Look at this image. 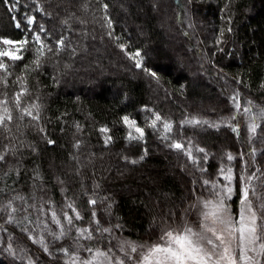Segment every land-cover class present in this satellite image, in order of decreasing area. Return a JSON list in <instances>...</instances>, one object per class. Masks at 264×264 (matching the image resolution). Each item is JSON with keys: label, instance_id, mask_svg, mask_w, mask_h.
Wrapping results in <instances>:
<instances>
[{"label": "trees", "instance_id": "16d2710c", "mask_svg": "<svg viewBox=\"0 0 264 264\" xmlns=\"http://www.w3.org/2000/svg\"><path fill=\"white\" fill-rule=\"evenodd\" d=\"M167 2L171 16L165 15V19L169 25L172 21V32L178 38L177 56L170 50L175 34H170V27L162 23L158 0H38L47 14L34 11L33 0H19L18 4L16 0H9V5H16L11 12L9 5L0 0V37L23 38L25 15H32L36 16L37 23L44 24L51 36L47 42L57 50L56 54L47 53L42 61V74L32 73L28 77L30 92L24 102H34L39 96V103L43 105L40 120L31 121L29 117L14 120L11 135L16 140L5 139L7 134L0 130V151L6 144L19 145L20 140L25 141L18 154L23 156L20 180L13 183V174L7 180L9 188L31 196L33 170L38 169L43 177L42 187L35 192L37 199H30V204L39 207L43 202L46 210L54 205L59 212L66 199L75 200L85 217L78 222L82 226H88L90 212L95 210L104 227L117 223L123 226L122 230L113 227L115 237L151 243L162 227H176L185 216L191 219L190 205L195 197L208 195L200 191L202 177L212 178L221 163H231L237 173L245 161L249 162L251 173L257 164L264 170V131L258 129L250 141L246 118L235 113L231 99L239 93L241 113L249 99L255 105L264 106L261 87L264 84V0ZM104 3L109 5L111 28L104 20ZM12 17L22 22L21 29L15 28ZM229 27L231 32L227 31ZM59 37L65 38L66 47L62 50L55 43ZM42 38L47 40L43 34ZM120 44L124 45L123 49ZM136 51L141 56L130 58ZM32 55L28 51L24 61L16 62L10 82ZM138 58H142L143 67L155 71L157 76L144 72L143 67L137 68L135 59ZM3 59L11 63L6 57ZM184 61L188 68H183ZM18 88V85L10 86L9 97ZM219 92L225 96L221 98ZM154 113L162 117L157 122L159 131L150 127ZM124 115L144 128L143 140L128 139ZM230 115H236L231 123L239 126L238 133L222 122ZM192 117L217 126L182 123ZM163 120L173 125L167 140L161 138ZM17 124L21 126L19 131ZM105 127L109 131L101 132ZM261 128L264 129V122ZM133 135L137 134L133 131ZM108 137L111 139L105 143ZM172 138L205 148L208 160L201 159L200 164L207 168V173L202 174L181 151L169 147ZM49 139L55 143L48 144ZM253 147L257 150L254 165L250 156ZM227 153L235 160L229 162ZM194 155L202 157L203 154L194 148ZM7 159L15 162L10 156ZM5 170L0 165V176ZM35 183L40 185L41 181ZM4 186L0 180V188ZM193 188L197 190L195 193ZM13 195L10 190L0 192V205ZM49 199L52 204L47 203ZM90 199H96L97 204H89ZM16 204L20 206L19 201ZM108 205H111L110 212ZM237 208L238 204L234 205V210ZM65 211L74 215L69 209ZM28 214L34 221L37 219L35 209L29 208ZM50 217L48 211L49 221ZM40 219L45 216L41 215ZM0 226L7 230L0 231V238L5 242L0 246V264H27L26 259L13 258L6 251L9 233L13 235V247L28 249V255L37 264H64L58 249L70 247V238L53 243L52 237L45 234L50 243V256L28 239L29 233L6 223L2 212ZM50 226L58 231L55 225ZM28 227L39 232L36 224ZM92 243L107 247V240L97 239ZM115 244L113 239L112 245Z\"/></svg>", "mask_w": 264, "mask_h": 264}, {"label": "snow or ice", "instance_id": "6c2138e0", "mask_svg": "<svg viewBox=\"0 0 264 264\" xmlns=\"http://www.w3.org/2000/svg\"><path fill=\"white\" fill-rule=\"evenodd\" d=\"M3 2L9 5V0H3ZM18 3L19 0H16V4ZM33 3L36 5L34 11L45 13V9L38 3V0H33ZM15 7L16 5H9V11L11 12ZM102 8L105 13L104 20L111 28L112 19L108 15L109 5L104 3ZM12 19L15 28L21 29L22 22L16 17H12ZM83 22L81 21V23ZM64 23L67 24L68 21L65 20ZM23 28L26 34L21 39L0 37V44L7 46L0 47V89H2L0 90V130L7 134L5 135L7 140L18 139L11 135V125L14 120L23 121L25 117H29L31 121L38 122L40 120L43 105L39 103V96L35 97L34 102H24L25 95L30 92L28 77L32 73L42 74V61L46 58L47 53H57L52 43L47 42L51 40V36L44 24L36 22V16L25 15ZM227 31L231 32L232 29L229 27ZM42 34L47 40L42 38ZM29 35H31V40ZM221 35H223V31H221ZM55 43L61 50L66 47L64 37L57 38ZM30 44L33 45L31 48L28 47ZM118 46L124 48L123 44ZM28 51L33 53L32 58L22 64L20 73L16 74L10 82V78L14 75L13 70L17 67L16 62L24 61L25 53ZM72 51L75 52L76 49L73 48ZM140 56L139 51L130 54V58ZM5 57L11 63L6 62L3 59ZM135 66L143 67L142 58L135 59ZM143 71L152 77L157 76V73L148 67H143ZM36 83L39 85L38 77ZM15 85H18L19 88L9 97L7 89ZM261 87L264 88V84ZM231 99L235 113L242 114L246 118L247 131L251 141L258 129L264 131L261 128V122H264V106L255 105L249 99L241 113L242 104L239 101V93L237 92ZM14 113H18V115L14 116ZM235 119L236 115H230L222 122L238 133L239 126H234L231 123ZM122 120L129 128L128 139H144L145 130L138 125L135 119L124 115ZM161 120L162 117L158 113H154L150 127L159 131L157 122ZM182 123L217 126L208 120H201L197 117H192ZM20 127V124L16 125L17 131L20 130ZM172 128V122L163 120L164 135L161 138L169 139L167 134L172 132ZM39 131L43 132L44 129L39 128ZM100 131L108 132L109 129L105 127ZM133 131L137 135L134 136ZM20 134L23 135L22 132ZM110 139L111 137L106 138L105 143ZM47 143L54 144L55 141L49 139ZM24 145L25 141L20 140L19 145L6 144L4 150L0 151V165L6 168L3 175L0 176V180H3L5 185L4 188H0V192L10 190L15 193L5 204L0 205V212L5 214L6 223L15 225L20 228L21 232L29 233L28 239L34 244H39L43 252L50 256L52 255L50 243L46 240L45 234L52 237L53 243L70 238L72 241L70 247L62 246L58 249L63 255L64 264H264V170L257 166L256 171L250 173L248 161L244 162V167L240 169L239 173L234 170L231 163L228 165L221 163L212 178L202 177L200 191L207 192L208 195H197L194 203L190 205V209L198 210L195 223H190L185 216L176 227H162L153 242L148 243L132 241L122 236L115 237L113 227L122 230L123 226L117 223L113 227H104L97 219L95 210L90 212L87 220L88 226H82L78 222L84 221L85 217L78 209L75 200L67 201L66 199L59 212L54 205L46 210L43 202L39 207L36 204H30V199H37L35 192L38 187H42L43 177L38 169L33 170L31 177L34 181L31 196H25L15 188H9L7 180L12 178L13 174H15L13 183H18L20 180L23 156L18 154ZM28 147H32L31 144ZM169 147L181 151L202 174L207 173V168L200 164L201 159L208 160V152L205 148L195 146L191 141L186 145L175 138H172ZM194 148L196 152L203 154L202 157L194 155ZM33 150L35 149L33 148ZM256 151L255 147L250 151L253 165L255 164ZM9 156L14 158L15 162H10L7 159ZM242 157L243 153H241ZM227 160L232 162L235 157L231 153H227ZM135 162L133 161V163ZM36 180H40L41 184L37 185ZM59 182L63 183L62 180ZM193 183L195 184V181ZM192 191L195 193L197 190L193 188ZM234 197L236 199H233ZM17 201L20 202V206H17ZM47 203L52 204L50 199ZM88 203L95 206L97 200L90 199ZM237 204L238 208L234 210L233 205ZM29 208L35 209L37 213L35 221L28 214ZM110 208L111 205H108L109 212ZM65 209H69L74 215H70ZM48 211L51 212L50 221L47 219ZM22 212L25 214L18 215ZM41 215L45 216V219H40ZM31 224L37 225L38 233L28 227ZM50 224L55 225L58 231L53 230ZM0 231L7 230L0 226ZM97 239L107 240V247L92 243ZM113 239L116 240L114 246L112 245ZM85 241L88 243H84ZM4 243L3 238H0V246H3ZM6 245V251L13 258L26 259L27 264H37V261L28 255V249L13 247L12 233L8 234ZM82 253H87V255H82Z\"/></svg>", "mask_w": 264, "mask_h": 264}, {"label": "rangeland", "instance_id": "374dc122", "mask_svg": "<svg viewBox=\"0 0 264 264\" xmlns=\"http://www.w3.org/2000/svg\"><path fill=\"white\" fill-rule=\"evenodd\" d=\"M158 9H159V12H160V15L162 16V23L163 24H165V26L167 27V26H169L170 27V29H171V31H170V34H175V35H172V37H173V48L172 49H170L171 50V53L174 55V56H177L178 54H179V52H178V48H177V42H178V38L176 37V33H174V31L172 32V28H173V24H172V21H169L170 22V25L168 24V21H166V17H165V15H170L171 16V8H170V6L168 5V2H167V0H158ZM167 14H166V13ZM157 15H159V14H157ZM2 47H7V46H5V45H3ZM188 68V63L187 62H185L184 61V65H183V68L185 69V68ZM219 96L221 97V98H223L224 96H225V94L224 93H221V92H219ZM205 106V109H208V105L207 104H205L204 105ZM204 106H202L200 109H203L204 108ZM238 149V148H237ZM257 166H258V164H257ZM251 171V170H250ZM256 170H252V173L253 172H255ZM251 173V172H250ZM233 199H235V197L233 198ZM233 208H234V205H233ZM197 209H193V212H192V215H190V217H191V219H188V221L190 222V223H195V221H196V218H197Z\"/></svg>", "mask_w": 264, "mask_h": 264}]
</instances>
